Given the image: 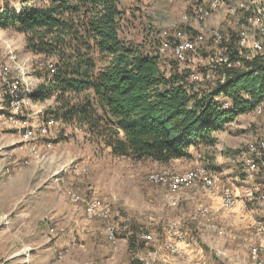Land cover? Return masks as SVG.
I'll return each instance as SVG.
<instances>
[{
	"label": "rangeland",
	"instance_id": "obj_1",
	"mask_svg": "<svg viewBox=\"0 0 264 264\" xmlns=\"http://www.w3.org/2000/svg\"><path fill=\"white\" fill-rule=\"evenodd\" d=\"M237 1H227L223 16H219L220 25L233 45L240 26ZM256 1L257 5L264 4V0ZM198 2L201 1L121 0L122 37L141 50L153 51L163 31L173 35L178 29H186L184 14ZM23 6L22 0H0V13L8 9L20 11ZM207 52L200 50L185 62L178 61L172 52H168L161 56L162 69L168 77L184 76L187 85L209 94L233 71L247 69L255 58L264 59V55L247 58L250 51L245 50L242 65L211 71L210 66L204 64ZM54 63L55 57L33 53L27 47L25 34L13 27H0V67L8 70L6 80L0 82V264H140L136 252L142 241L136 238L139 248L132 251L129 239L133 235L139 238L140 232L146 229L141 219L146 217L144 221H152L153 210H145L146 205L152 203V196H165L167 191L164 185L149 181L152 171L168 168L183 172L199 162L209 161L224 180L233 182L228 173L241 174L240 180L233 183L236 187L245 189L251 188L253 183H263L260 178L241 181L246 174L232 159L249 141L264 137V110L259 114L254 108L237 115L216 133L218 140L214 145L194 147V158L182 160L181 165L114 155L102 137L82 126L55 122L48 133L43 132L47 122L54 118L56 97L36 100L27 93L37 95L43 84L51 81L48 71ZM194 70L210 71L211 76L200 83H192L189 76ZM39 72H44L46 77H39ZM32 78L35 80L31 81ZM11 79H18L26 93L17 113L11 103H4L8 91L6 82ZM219 99L230 101L227 97ZM262 103L264 105V100ZM27 129L34 131L40 153L38 158L30 157L31 148L25 140ZM29 158L30 161L24 163ZM75 167H84L85 171L76 174L73 172ZM257 188L256 198L250 204L257 209L256 218L259 219L264 217V206L260 201L261 188ZM69 191L77 193L81 199L72 200ZM87 197L104 200L110 207L109 217L88 219L82 200ZM161 202L167 204L166 200L161 199ZM165 206L169 209L168 204ZM174 212L166 215L175 217L178 214ZM109 222H115L119 227L117 249L107 238ZM158 238H162L161 235ZM262 239L257 243L262 244ZM249 241L247 238L227 243L236 252L231 256L209 253V257L204 258L205 263L258 264L250 253ZM197 244L205 245L200 241ZM261 258L264 259V254Z\"/></svg>",
	"mask_w": 264,
	"mask_h": 264
},
{
	"label": "trees",
	"instance_id": "obj_2",
	"mask_svg": "<svg viewBox=\"0 0 264 264\" xmlns=\"http://www.w3.org/2000/svg\"><path fill=\"white\" fill-rule=\"evenodd\" d=\"M22 2L20 11L0 13V27L25 34L33 53L55 57L51 81L27 96L54 95L53 117L102 137L114 155L164 164L188 158L191 147L214 145L217 132L264 100L261 58L233 71L209 94L187 85L184 76L168 77L156 48L141 50L122 37L121 0ZM233 58H240L238 51ZM218 95L232 107L225 108ZM6 98L10 104L11 96ZM135 239H129L132 251L139 248Z\"/></svg>",
	"mask_w": 264,
	"mask_h": 264
},
{
	"label": "built area",
	"instance_id": "obj_3",
	"mask_svg": "<svg viewBox=\"0 0 264 264\" xmlns=\"http://www.w3.org/2000/svg\"><path fill=\"white\" fill-rule=\"evenodd\" d=\"M191 6L190 12L184 14L186 29H178L173 35L165 30L160 35L156 49L159 54L165 55L172 52L174 57L185 62L197 55L200 50L206 49L207 56L204 61L206 66H210L211 71L219 67H238L242 65L243 53L245 50L250 51L247 58H255L258 55H264V4L257 5L256 0H238L239 21L237 40L235 44L226 36L220 22L216 25L204 26V23L214 15L223 16V10L227 1L232 0H200ZM4 12V11H2ZM1 12V13H2ZM211 41V44L209 43ZM238 51L240 58L234 59L233 54ZM193 53V54H192ZM203 61V58H201ZM8 70L6 67H0V82L6 80ZM210 71L202 72L194 70L189 79L192 83H200L209 79ZM7 94L11 96V105L14 112H18L22 102L26 99V93L23 87H20L18 79H11L7 82ZM226 84L222 80V84ZM223 95L215 97L220 100ZM221 101V100H220ZM225 108H231L229 100L224 102ZM257 113H262L264 105L262 102L257 104L254 109ZM55 122H61L55 118L47 122V127L43 132L48 133ZM34 131L27 129L25 133L26 143L30 146V157L38 158L40 156L39 148L35 143ZM51 145V143L49 142ZM25 159L24 163H28ZM233 162L240 165L241 170L246 174L248 179H257L263 181L258 186L260 189V201L264 206V137L249 141L246 146L232 159ZM84 167H75L73 172L83 174ZM149 181L156 185H164L167 188L165 200L172 208L180 206L182 198L189 192L196 193L200 200L195 205V211L192 219L199 217L205 220V225L217 239H225L227 229L224 225L217 222L219 215L229 213L236 205L237 197L235 189L229 183L225 182L220 172L211 167V163L206 161L199 162L194 167L183 172L164 168L152 171L149 174ZM257 184V183H256ZM259 189V188H258ZM72 200L81 199L77 193L69 191ZM251 200L255 199V194L251 193ZM219 198L218 207H212L209 200ZM86 205V217L88 219L108 218L110 215L109 205L97 197H87L82 199ZM246 209H250L246 206ZM252 209V207H251ZM185 219L175 217L167 220L163 227V237L158 238L156 234L150 231L142 230L139 239L145 243V251L139 256L140 264H156L162 261L164 264H177L182 261H189L194 258V240L191 237ZM119 232L118 224L109 222L106 228L107 238L114 243V249L118 248L117 234ZM233 238L239 235H232ZM249 238L250 253L258 264H264L261 258L264 254V246L257 241L264 238V217L255 218L253 223V233L251 236H243L245 240ZM161 239V240H158ZM218 254L225 255V252L217 250ZM200 264H207L205 262Z\"/></svg>",
	"mask_w": 264,
	"mask_h": 264
},
{
	"label": "crops",
	"instance_id": "obj_4",
	"mask_svg": "<svg viewBox=\"0 0 264 264\" xmlns=\"http://www.w3.org/2000/svg\"><path fill=\"white\" fill-rule=\"evenodd\" d=\"M219 15H214L211 18H209L206 23H204V26H211V25H216L217 23H219L220 21ZM219 136V135H218ZM197 148L196 146H193L190 148V157L188 158H176L171 160L170 162H176L178 165H181V161L184 159H192V157L194 158V150L195 148ZM169 162V163H170ZM231 170V169H229ZM229 172H233V171H229ZM230 175V178L232 179L233 182L230 181V179H225L223 178V180L227 183H229L231 186H233V188L235 189V193H236V197H237V201H236V205L235 207L227 214H223V215H219L217 222L219 224H222L225 226V228L227 229V235L226 238L221 240V239H217L216 236L214 235V233H212L210 231V229L207 228V226L205 225V220L201 217H199L198 219H192V215L194 214L195 211V205L196 203L200 200L199 196L194 193V192H189L188 194H186L181 201V204L179 207L177 208H172L168 205L169 209L166 208L165 205H167L165 202V204H163L161 202V199L163 201H165L164 195H153L152 196V200H150L152 203L151 204H147L145 210L149 211V210H153V214L152 217H150L152 219V221H144L146 219V217H144V220L141 219V223L143 222V224H146V231H150L153 232L154 234H156L157 236L161 235V237H163V227L164 224L167 220L171 219V218H175V217H182L185 219V224L186 227L191 235V237L194 240V258L192 260L189 261H182L180 263L177 264H200L205 262L206 257H209L207 254L209 253H217V250L219 251H223L225 252V254L231 256L233 254V252H236V250H234V248H229V244L232 242H235L236 239L238 240H242L243 236H251L253 233V230L251 229V227H253V223L255 218L257 217V209L254 208L253 205L250 204L251 201V193H256L257 191V184L253 183V185L248 188H243V186H238L236 187L235 183L236 180H240L239 178H241V174H236L235 176H233L232 173H228ZM248 178L247 176H244L242 178L241 181H246ZM260 188H262L260 186ZM243 189V190H241ZM154 198V199H153ZM256 198V195H255ZM208 203L211 204L212 207H218V205L220 204V199L219 198H213L211 200L208 201ZM246 206H248L250 209H246ZM252 207V209H251ZM140 209V208H139ZM166 213H172L173 211L174 214L177 213L178 215L175 217H170V215H166ZM131 210V209H129ZM171 212H170V211ZM133 211V210H131ZM140 212H144L141 211V209L139 210ZM136 212V211H134ZM150 212V211H149ZM154 212H156L157 214H154ZM148 213H146L147 215ZM132 223L137 224V222L135 220H132ZM127 225H131V222H127ZM149 226V227H148ZM251 226V227H250ZM159 229H161L159 231ZM132 232V231H130ZM161 233V234H160ZM239 235V237L237 238H233V234ZM200 241L205 245H198L196 246V242ZM229 243V244H227ZM262 244L264 245V239H262ZM208 248V250H207ZM145 251V245L142 246L137 252V257L139 258V256L143 255ZM210 251V252H208ZM220 256V254H218ZM156 264H164L162 261H158Z\"/></svg>",
	"mask_w": 264,
	"mask_h": 264
},
{
	"label": "bare ground",
	"instance_id": "obj_5",
	"mask_svg": "<svg viewBox=\"0 0 264 264\" xmlns=\"http://www.w3.org/2000/svg\"><path fill=\"white\" fill-rule=\"evenodd\" d=\"M34 80H35L34 78L31 79V81H34Z\"/></svg>",
	"mask_w": 264,
	"mask_h": 264
}]
</instances>
